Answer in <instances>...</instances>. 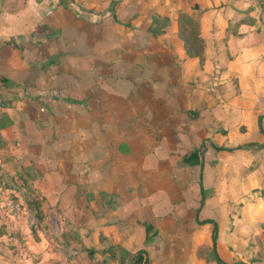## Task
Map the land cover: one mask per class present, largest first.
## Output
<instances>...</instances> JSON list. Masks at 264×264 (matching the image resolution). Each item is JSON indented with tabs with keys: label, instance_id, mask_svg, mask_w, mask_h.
<instances>
[{
	"label": "crops",
	"instance_id": "crops-1",
	"mask_svg": "<svg viewBox=\"0 0 264 264\" xmlns=\"http://www.w3.org/2000/svg\"><path fill=\"white\" fill-rule=\"evenodd\" d=\"M154 2L0 0V178L27 207L15 219L0 187V264H219L206 257L213 222L221 259L264 264L260 240L256 256L236 249L264 223V195L197 185L217 146L193 105L209 91L183 77L194 56L159 53L180 39L149 31V10L175 21ZM263 169L248 185L264 186Z\"/></svg>",
	"mask_w": 264,
	"mask_h": 264
},
{
	"label": "rangeland",
	"instance_id": "rangeland-1",
	"mask_svg": "<svg viewBox=\"0 0 264 264\" xmlns=\"http://www.w3.org/2000/svg\"><path fill=\"white\" fill-rule=\"evenodd\" d=\"M142 1L144 0H132L135 3V5L133 3V8L140 9L141 7L137 8V6L139 7ZM154 1L155 5L159 4L171 12L172 17L175 16V21L170 20L168 15L149 10L142 16V19L144 16L148 17L144 20L148 21L149 31L151 32V27L162 31L161 33L171 31L172 42L176 39L181 40H179V45L170 43L162 46L159 53L167 55L184 53L186 39L188 44L194 45L195 43L193 37L189 36L190 34L203 37L202 51H204L205 62L201 63L198 56L186 53L194 56V59L198 61L197 64H192V67L204 72L200 74V77L199 74L194 77V69L187 63L185 64L186 69L183 70L185 72L183 77L186 82L189 81L192 85L196 84L209 91V93L199 94L198 96L201 97L198 100L199 105L196 101L193 105L199 108L198 116L202 110L207 108L206 115L210 119L209 134L200 135L207 137L205 142L212 138L218 147H214L206 154L203 170L198 169L197 185L200 187L203 180L205 187L223 186L225 189L226 183H237L235 192L246 187V202L254 201L255 197L264 195V186L248 185L252 169L255 166L264 168L263 0ZM120 4L121 0H109L108 8L112 12ZM183 8L185 13L194 18L189 24H185L183 20L179 22L178 12ZM141 22L147 24L145 21ZM231 27L243 33L241 32L240 35L227 34L226 30ZM52 57L59 59L57 54ZM203 117L205 119V116ZM221 149L224 151L222 152ZM244 177L245 181L241 180ZM261 177L264 179V171ZM258 179H260L258 175L250 177L251 183H256ZM239 182H245V185L241 183L242 186H238ZM224 195L226 193L222 191L221 196L224 197ZM213 201L216 202V200ZM231 209L234 207L231 206ZM213 212L220 216L221 224L224 223L222 209L217 208ZM244 227L248 226L244 225ZM253 231H256L255 234ZM261 231L264 232V223L260 227H250L243 232L248 237L244 242L239 241L240 246L236 248L240 250L243 257L247 258L250 255L256 256L261 253L259 240L262 242L261 248L264 249V233L260 236Z\"/></svg>",
	"mask_w": 264,
	"mask_h": 264
},
{
	"label": "trees",
	"instance_id": "trees-1",
	"mask_svg": "<svg viewBox=\"0 0 264 264\" xmlns=\"http://www.w3.org/2000/svg\"><path fill=\"white\" fill-rule=\"evenodd\" d=\"M178 17H179V22L180 20H183V22L185 24H189L190 22H192V20H194L193 16L188 15L185 12L179 11L178 13ZM165 18V17H164ZM162 31H159L158 29L151 27V33L153 34H160ZM227 34H238L240 35L241 33L237 31V29L235 27H231L229 29L226 30ZM189 36L193 37V40L195 41L194 45L188 44L187 39L184 43V47L185 50L188 54L190 55H198L200 60H203V51H202V42H203V37H201L198 34H190ZM194 46V47H193ZM262 127H260L261 129ZM259 146V145H258ZM195 153H197L196 151H192L191 152V156L195 155ZM36 200L34 199H30L29 198V204L32 207H36L37 210L39 209V207L37 206V203L35 202ZM213 228H212V234H211V246L209 251L207 252V259H213L215 260L217 263L219 264H237V262H226L223 259H221L217 252H216V238H217V226L216 223L213 222ZM150 228L149 225H147V229ZM113 246V245H112ZM111 246V247H112ZM141 253H136L135 257H134V264H138L139 261L141 260Z\"/></svg>",
	"mask_w": 264,
	"mask_h": 264
},
{
	"label": "built area",
	"instance_id": "built-area-1",
	"mask_svg": "<svg viewBox=\"0 0 264 264\" xmlns=\"http://www.w3.org/2000/svg\"><path fill=\"white\" fill-rule=\"evenodd\" d=\"M0 187L5 194H13V199L10 204L11 211L15 219L22 217V213L27 210L26 204L23 201L22 191L14 180L1 172Z\"/></svg>",
	"mask_w": 264,
	"mask_h": 264
}]
</instances>
